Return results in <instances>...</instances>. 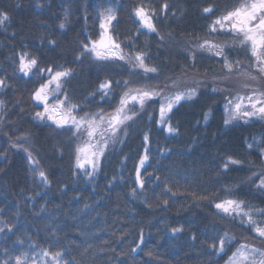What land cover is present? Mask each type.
<instances>
[{"label": "trees", "instance_id": "obj_1", "mask_svg": "<svg viewBox=\"0 0 264 264\" xmlns=\"http://www.w3.org/2000/svg\"><path fill=\"white\" fill-rule=\"evenodd\" d=\"M238 2L0 0V8L10 14L0 26V78L5 82L0 87V227L14 226L0 232V262L49 249L62 251L67 264H226L242 242L239 229L245 239L258 238L215 204L233 193L235 199L264 209L259 177L249 179L253 169H264V119L225 125L230 95L219 78L227 71L224 60L198 47L204 40L226 44L229 61H253L245 48L233 46L232 34L210 32L208 27ZM140 4L155 11L156 32L142 28L133 15ZM209 6L214 12L204 13ZM106 9L116 14L109 31L129 59L98 61L83 50V44L98 40L99 14ZM65 11L68 18L60 28ZM21 52L36 57L40 69L70 70L58 97L67 96L68 104L77 106L73 111L77 117L112 112L121 96L138 86L165 93V82L180 75L196 79L191 87L200 82L197 95L182 100L168 114L177 132L169 133L167 123H158L160 100L147 102V110L141 108L143 112L128 121L126 137L109 143L99 168L88 176L75 167L79 140L70 126L59 128L51 120L36 118L43 105L33 93L50 75L36 69L28 76L19 72ZM138 52L146 54L145 64L157 72L134 67ZM106 80L113 82L107 95L99 90ZM204 81H209L206 86ZM25 148L38 161L36 168ZM144 155L148 159L141 166ZM229 156L241 163L225 169ZM138 167L143 188L136 179ZM40 170L48 177L47 184L39 177ZM224 232L235 241L224 253H214L211 238Z\"/></svg>", "mask_w": 264, "mask_h": 264}, {"label": "snow or ice", "instance_id": "obj_2", "mask_svg": "<svg viewBox=\"0 0 264 264\" xmlns=\"http://www.w3.org/2000/svg\"><path fill=\"white\" fill-rule=\"evenodd\" d=\"M42 7V5H37ZM169 5L165 3L162 5V10L166 11ZM214 7L209 6L203 8V12L211 14L214 12ZM133 15L137 18L140 26L147 29L149 32H156V26L153 22L155 11L151 8H146L142 4L133 8ZM100 16V35L98 40L91 41L89 44H83V50L93 55L98 61H107L113 58L119 60L129 59L123 52L119 43H116L114 37L110 34V26L112 22L117 19L113 9H106L99 14ZM64 21L59 25L60 28L65 27L68 18V12L64 13ZM10 19V14L0 8V26L4 25ZM210 32L223 31L232 34L235 37L233 46L236 43L240 47L245 48L250 57L254 61V68L259 76L264 77V0H239V2L226 11L225 14L220 15L213 19L209 24ZM139 31V29H138ZM163 37H161L162 39ZM55 43V41H50ZM200 49L212 52L215 56L222 57L224 60V67L229 73L236 71L238 74L245 76L248 80L255 81L257 75L252 72L241 70L239 61H229L225 47L227 45H220L210 40H204L199 44ZM146 54L138 52L134 56L136 64L134 67L144 69L145 73L157 72L155 67H149L145 64ZM39 61L36 57L31 56L28 52H21L19 54L18 71L28 76L36 69L37 72H48L50 78L41 83L33 93L35 101L43 105V111L36 112V118L40 120H51L57 127L64 128L66 125L70 126L69 130L73 131V135L77 138L83 137L80 143L75 147V167L85 171V174L92 176L93 173L99 168L100 160L104 156L109 142H115V137L118 130L126 121L132 120L137 114L129 108L130 102H137L141 108L144 107L145 101L154 97L160 96L161 103L159 107V121L158 123H167V131L169 133L177 132L178 129L174 128L169 121L168 114L172 112L173 107L179 104L184 99H191L197 95L195 89H188L185 92H176L171 96H162L161 92L144 89H129L120 98L118 106L112 113H105L99 110L96 113H85L83 116L77 118L73 114L76 105H71L65 108L68 103V97L65 96L63 100L56 99L55 103L49 104V98L55 99V94L61 89V81L63 78L70 74V70L55 71L52 68L40 69L38 67ZM4 79L0 78V87L4 86ZM112 81L106 80L99 85V90L107 95L112 87ZM55 84V89L52 85ZM128 84V81H125ZM249 91L248 95L237 94L231 99H228L225 104V112L228 113L227 119L224 120L225 125L230 124L235 120H250L253 117L264 119V91L253 88L251 84L245 83L243 85ZM3 102L0 101V104ZM204 119L207 121L208 113L204 114ZM149 137L144 136L145 142ZM18 147H22L18 145ZM252 147L251 144L248 145ZM28 152V149H24ZM261 154L264 155V148L261 149ZM28 159L31 163L37 164L38 161L34 160L32 154L28 152ZM148 159L144 155L140 159V165L143 166L144 162ZM239 160L227 157L223 167L227 169L229 164H240ZM89 166L92 171H88ZM41 180L47 184L48 177L43 170L38 172ZM256 175L255 173L253 174ZM136 179L143 188L144 182L140 177V168L136 169ZM251 179V178H249ZM258 189L264 191V171L259 175ZM135 194V189H133ZM167 203V202H165ZM215 208L220 210L223 214L239 219L241 225H247L252 231L258 234L259 237L264 238V209H258L250 206L245 201L236 199H225L215 204ZM259 217V219H257ZM13 230L14 226L5 223L0 227V232L4 229ZM182 228H173V232H179ZM195 239V236H193ZM213 243L209 248L217 254L224 253L226 246H230L235 241V238L228 232L222 235L213 236L211 238ZM141 243L143 242V233L140 236ZM22 243V241H21ZM137 247H140L138 244ZM135 250V249H133ZM7 249L5 253L7 254ZM0 264H67L63 261L62 251H50L49 249H41L39 253H34L29 257L28 253H21L20 255L9 257L7 260L0 262ZM226 264H264V249L256 248L249 244H239V246L231 253Z\"/></svg>", "mask_w": 264, "mask_h": 264}, {"label": "rangeland", "instance_id": "obj_3", "mask_svg": "<svg viewBox=\"0 0 264 264\" xmlns=\"http://www.w3.org/2000/svg\"><path fill=\"white\" fill-rule=\"evenodd\" d=\"M245 63L244 64H240L241 70H246V71L252 72L254 75H257V79L255 81L248 80L245 76L238 74L236 71H233V72L229 73L228 70H227L221 76H219L220 80L223 82L222 83V88H223L224 93L227 92L230 95V96H227L228 99L233 98L237 94L248 95L249 91L243 87V85L245 83H249V84H251V86L253 88H257V89H260L261 91H264V77L259 76V74L256 72V70L254 68V61L250 60V61H247ZM191 78L192 77H190L188 75H180L177 78L172 79L171 81L168 80L167 82H165V83H167L165 87H168V88L165 90V93L161 92L162 96H165V97L171 96V95H174L176 92H185L188 89H195L196 90V87L199 86V82L200 81H197L195 83V85L191 87V85L193 84V81L196 80L195 78H192V79ZM204 82H205V86H206L207 82H209V81H204ZM237 82H240V86H239V83L237 84ZM177 87H183L182 88L183 91L175 90ZM52 88L55 89V84L52 85ZM138 88L141 89V86H138ZM142 89H144V88H142ZM144 90H150V89H144ZM151 90H152V88H151ZM155 90L160 92L158 89H155ZM58 94H59V92L55 94V99H53L52 97L49 98V104L55 103L56 99L62 100L61 97H58ZM154 99H159L160 103H161V97L160 96H154V97L146 100L145 104L148 102L147 104L150 105L152 100H154ZM68 106H69L68 103L65 104V108H67ZM159 107H160V104H159ZM129 108L131 110L129 112V114H131V112H135L136 114H139L140 112H143L144 110L145 111L147 110L146 107H144L145 109H143V111H141L140 110L141 107H140V105L137 102H130ZM136 108H137V111H136ZM112 112H108V113H112ZM135 117L132 120H130V121H133L135 119ZM227 117H228V113H227ZM77 118H79V117H77ZM127 124H128V121H126L125 125H122L120 127V129L118 130L117 135L115 137V142L120 140L121 137H123V138L126 137V135H127V129H126ZM77 139L79 140L78 143H80L81 140L83 139V137H80V138H77ZM111 142L112 141H110L109 143H111ZM31 164L33 165L34 168L37 167L36 164H34V163H31ZM253 170H254L253 174L255 173L256 175L254 176L253 174H250V178L251 179L255 178L256 176L259 177L260 173L262 171H264V169L263 170L262 169H253ZM88 171H92L90 166L88 168ZM232 196H233V193H230L227 196L226 199H235V197H232ZM240 231L241 230L239 229V233L238 234H240V238L242 239V242H240V244H242V243L243 244H249V245H252V246H254L256 248L264 249V238L259 237L258 234L254 232L258 236V238H254L253 237V239H252V238L248 237L249 239H245V238H247V237H245L246 233L244 234V232L242 233Z\"/></svg>", "mask_w": 264, "mask_h": 264}]
</instances>
